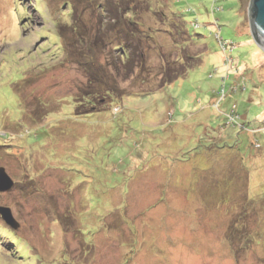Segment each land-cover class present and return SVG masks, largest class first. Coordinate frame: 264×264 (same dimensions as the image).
Returning a JSON list of instances; mask_svg holds the SVG:
<instances>
[{
	"label": "rangeland",
	"instance_id": "1",
	"mask_svg": "<svg viewBox=\"0 0 264 264\" xmlns=\"http://www.w3.org/2000/svg\"><path fill=\"white\" fill-rule=\"evenodd\" d=\"M84 1L0 0V166L15 182L1 191L0 207L8 206L19 225L0 214V264H264V206L253 198L257 205L245 216L240 193L253 181L264 193V148L261 159L244 136L221 132L225 119L214 107L227 65L245 73L248 87L227 97L222 112L238 102L249 120L264 114V52L251 33V0L243 10L239 0H220L216 15L213 0L139 5L133 11L139 17L131 16L138 20L134 39L151 61L142 73L109 63L120 40L107 26L102 34L96 28L106 17L102 4L98 9L105 0ZM176 12L194 37L184 46L175 41H185ZM197 18L203 26L194 31ZM70 20L77 26H67ZM214 20L236 44L233 51L220 47L227 41L219 45V27L208 25ZM183 51H204L186 77L75 119L82 99L81 108L89 109L84 91L103 87L91 67L108 65L106 78L113 75L127 91L154 88L168 66L181 64ZM214 139L219 148L210 150Z\"/></svg>",
	"mask_w": 264,
	"mask_h": 264
},
{
	"label": "trees",
	"instance_id": "2",
	"mask_svg": "<svg viewBox=\"0 0 264 264\" xmlns=\"http://www.w3.org/2000/svg\"><path fill=\"white\" fill-rule=\"evenodd\" d=\"M87 1L91 5V2L89 0H87ZM130 1H132V0H120L118 2V4H115V3H113L115 1L112 2V0H105V2L103 1V3H100V6L98 9L101 10V8H100L101 4L104 6V8L106 9L104 11V13L106 12V15H105L106 17H104V18L106 20L103 17L99 16V18H100L99 22L100 23H99V25L96 26V28L100 29L102 31L101 32V34H102V33H105V31L101 28L102 25H103V27L107 26L108 33L109 32L114 33L113 35H115V37H117L120 40L119 45L114 47L115 51H117V47L120 48V52L113 55V57H115L114 58L115 60H111L109 63H111L115 67H118L121 64H124V66L126 67L125 68L126 72H132L133 68L136 67L142 73L143 70H149L150 69L151 61H149V59H148L149 57H144V50L143 49H142L143 51H141V53H138L139 52V50H138L139 46L136 45L137 42H135V39H134L137 36V31H139V29L136 27L138 20H135L131 16L133 15L135 17L136 16L139 17L136 12L133 14L134 9H136L138 7L140 8L139 5H141V6L144 5V6H146V8H150V5H148L147 0H138V2L136 0V2H137L135 4L136 6L133 7L131 5ZM219 1L220 0H213L214 4L212 7V11H211L213 13V15L217 14V13H215V12H217V10L218 11L221 10V9H219L220 7L223 9V6H221V5L217 6V4H219ZM239 1L241 2V9L243 10V4H244L245 0H239ZM82 2H83V4L85 3L84 0H82ZM68 11L70 12V9H68ZM189 11H191V8H189ZM77 13L80 14V12L77 9H75L73 14L77 15ZM160 15H161L162 20L164 22H167V15L165 13H162ZM175 18H177L174 20L175 26L178 27L177 31H179V33L185 39V41L183 42V41H178V38H175V41L177 40V44L179 43V44L184 46L187 43V40H186L187 38L188 39L191 38L194 40V37H192V35L188 32L186 26L184 25L185 20H184L183 15L177 13ZM75 20H77V19H75ZM104 21L106 23H104ZM214 21H215L214 23H209L208 25L211 24L213 26H216V28L219 27V32L216 30L218 32V33H216V35H217L216 37H217V40L219 42V45L221 44V41L222 42H225V41L229 42V48L223 47L222 44L220 45V47H222V49L224 50L225 53H228L229 51H233V49L236 47V44L233 41L230 42L229 40L224 39L223 36L220 35L221 25L218 24L217 20H214ZM141 22L139 21L140 24L139 23L138 24L141 25ZM196 22H197L198 26L195 25ZM73 24H75V26H77L76 21L74 22V20H70L67 22V26H69V27H72ZM190 24L194 27V31L198 30L199 27L203 26L198 21V18L193 20ZM134 27L137 28V30H135ZM75 29H77V28H75ZM149 30L150 29H148V31ZM78 36H79V33H78ZM195 36L202 37L199 34L197 35L196 32H195ZM253 36H254V39L258 45V43L260 41L259 38L256 35H253ZM99 40H100V38L98 35L96 37V39H93L92 41L97 45L98 42H100ZM75 42H76V46H78V42L81 43L80 44L81 47L84 46V42H81V41L77 42V40H75ZM259 47H260V45H259ZM183 50H185V48H183ZM261 52H264V51L261 49ZM136 54H139V58H136V57H138V56H136ZM202 54H204V51H201L199 53H194V54H191L189 52L187 53V52L183 51L181 64H178L177 66H175L172 69H169L171 67L168 66L166 68L165 72L159 76V80H157L156 86L154 88H153V85H151L152 88H150V86L144 87V88H139L138 85H136V86L134 85V86H132V90L130 89L129 91L125 90L126 87L123 85H120L117 82V78H115L113 75L110 76L109 80H108V78H106V75H107L106 73L108 71V65H103L104 68H101V67L93 68V67H91V69L93 70V72L91 71V75H93V77H94L93 80L96 82V84H98V82L102 83L103 87L99 88L98 92L95 91V94H93V92H90L89 90L84 91L85 93L82 94V96L84 98L86 97L89 99V101H88L89 109H88V112L87 111L84 112V110L81 108L82 102L84 100V99H82L81 102L77 103V105H74V110H76V112L74 114L75 119L79 118V116H81L83 114L100 112L103 110H111L113 104L116 102L117 103L121 102L122 99L125 98V95H132L133 93H136L139 95H147L150 93H154L158 88H164L168 84H170V85L173 84L178 79L186 77L191 69H193L194 67H197L199 65L198 63L202 62L201 61V60H203V59H201ZM66 58H67V56L63 57L62 61L58 60V62L63 63V61ZM120 58H123V59H120ZM228 58H232V57L228 55ZM58 62H54V63L56 64ZM236 63H237V61H236ZM236 63H233V65H235ZM224 69L227 70L226 74H224L225 72H222V74H220L221 81H222V84H221L222 88L220 90H216L217 91V97L216 98H218L217 103H219L220 105L217 104V106H216L214 104V107L217 108L219 111L220 118L223 115L222 117L225 119L224 124L220 125L221 126V132H224L225 129L230 128V129H233L235 131V137H237L239 140H241V136H244L248 142L249 147L256 151L254 156L260 155V157L262 159L263 158L261 156L263 153L262 149L264 148L263 147V144H264V114H263V116L259 117L256 120H249L248 114L244 115V114H241L239 112L238 102H235V103L233 102L230 110L222 112L223 101L227 97H229L230 95H233L235 93L242 92V91L246 90V88L248 87L247 86V80L248 79H245V73L241 74V70L239 68H237V70L233 71V70L228 69L227 65H226V66H224ZM244 69L245 68H243V70ZM220 72H221V69H219L218 73H220ZM244 72H245V70H244ZM215 73H216V71H215ZM213 74L214 73H211V75H213ZM233 74H236V76L238 75V77L241 78V81L239 83H234V84L228 83L227 78H229L230 76H233ZM211 75H210V77H211ZM226 75H227V77H226ZM153 79H157L156 76L155 77L153 76ZM77 98H79V97H77ZM67 100L68 99H65L64 102ZM38 102H39V105H41V103H40L41 101L38 100ZM75 107H76V109H75ZM114 110H119V108L114 107ZM32 115H33V113H32ZM170 115H172V112L169 110L167 112L168 119L166 122L168 124L173 123V120L171 119V117H169ZM47 118H48V115H47ZM227 143L228 142H225V144H223L222 147L226 148ZM218 144H219L218 139H214L209 149L211 150V149L219 148ZM0 147H4V146H0ZM251 172H253V171H251ZM257 172H258V170H257ZM261 173H262V171H261ZM249 175L247 174V176H249ZM250 177L253 178L252 176H250ZM253 180H254V178H253ZM25 182L26 181H23L20 183L22 184V187H23L22 189L26 190L27 186L25 185ZM260 182L255 183V181H253V183L256 184V185H253V188L247 189L244 187V188H242V190L240 192L242 194V199L244 198L245 204H247V205H243V211H248L247 213H244L245 216H246V214L249 215L251 209H253L257 205L255 203H251V201H254L253 198H256V200H258L261 203L260 204L261 207L264 206V203H263L264 193L261 192L263 186L260 184ZM162 188H164V187H162ZM135 190H137V189H135ZM62 193H63V190L61 192V195H62ZM220 193H221L220 191L217 192V188H216V194L220 195ZM157 199L158 198L154 199V201H156ZM239 199H241V196ZM160 203L161 202L158 201L154 206H159ZM69 209H70V207H69ZM130 212L133 215L138 216V214L141 211L136 213V211L130 209ZM233 224H234V222H233ZM249 248H252V247H249Z\"/></svg>",
	"mask_w": 264,
	"mask_h": 264
},
{
	"label": "water",
	"instance_id": "3",
	"mask_svg": "<svg viewBox=\"0 0 264 264\" xmlns=\"http://www.w3.org/2000/svg\"><path fill=\"white\" fill-rule=\"evenodd\" d=\"M249 11L252 34L259 38L258 45L264 51V0H251ZM14 183L7 170L3 166H0V192L12 189ZM0 214L3 215L8 224L13 227L19 226L18 220L9 207H0Z\"/></svg>",
	"mask_w": 264,
	"mask_h": 264
},
{
	"label": "built area",
	"instance_id": "4",
	"mask_svg": "<svg viewBox=\"0 0 264 264\" xmlns=\"http://www.w3.org/2000/svg\"><path fill=\"white\" fill-rule=\"evenodd\" d=\"M226 43H227V42L223 43L222 46H223V47H226V46H225V45H227Z\"/></svg>",
	"mask_w": 264,
	"mask_h": 264
},
{
	"label": "bare ground",
	"instance_id": "5",
	"mask_svg": "<svg viewBox=\"0 0 264 264\" xmlns=\"http://www.w3.org/2000/svg\"><path fill=\"white\" fill-rule=\"evenodd\" d=\"M10 176V175H9ZM11 190V189H10ZM2 192H5V191H2Z\"/></svg>",
	"mask_w": 264,
	"mask_h": 264
}]
</instances>
